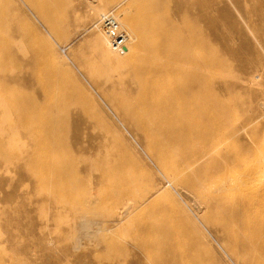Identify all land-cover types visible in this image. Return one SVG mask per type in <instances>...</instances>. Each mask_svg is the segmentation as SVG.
Wrapping results in <instances>:
<instances>
[{"label":"bare ground","instance_id":"obj_1","mask_svg":"<svg viewBox=\"0 0 264 264\" xmlns=\"http://www.w3.org/2000/svg\"><path fill=\"white\" fill-rule=\"evenodd\" d=\"M85 1L95 16L91 29L98 30L97 22L107 12L96 0ZM195 1L198 0H134L136 26L132 21L119 20L116 15L120 25L130 30L125 28L130 34V44L137 42L133 30L140 34L141 54L132 44L121 53L111 52L121 58L137 57V63L129 70V81L134 86L126 90L137 98V102L131 104L126 94L117 93L116 87L123 80L120 76L113 80L112 66L101 54L93 56L97 59L84 54L76 56L77 64L89 76L94 95L68 69L54 61L53 47L31 26L33 17L40 18L58 36V24L70 21L74 0H53L54 7L47 0H0V141H29L31 152L24 149L25 144L17 148V157L26 162L27 177L38 171L37 186L53 185L57 199L77 202L73 191L82 184L85 185L82 191L87 190L85 193L94 185H112L118 191L124 188L120 183L109 181V174L117 166L108 165L107 149L93 147L95 159L76 155L84 149L71 148L77 142L69 138L73 118L76 117V121L84 118L93 128L111 134L123 129L145 142L151 163L172 188L189 191L200 200V206L210 209L229 203L234 212L231 217L237 224H253L255 240L248 241L247 248L257 253V242L264 236V222L244 216L234 195L250 194L244 205L246 209L264 205V69L252 65L249 71L244 69L230 76L222 74L224 59L212 54L216 48L200 39V26L186 20L185 6L196 4ZM112 2L108 0V4ZM225 2L224 12L215 17L208 15L209 19L220 23L224 32L236 30L239 33L242 32L239 19L256 20L258 25L251 26L256 30L259 47L264 49V0ZM167 13L177 21L168 18ZM88 44L109 49L105 39L101 40L96 34L89 37ZM109 82L112 85L107 86ZM243 91L252 95L238 99L236 95ZM239 111L249 114L238 122ZM253 123L260 124V131L248 128ZM241 136L248 141L236 148ZM200 139L203 140L200 148L188 157L184 152L186 143ZM10 160L11 156L6 158L0 153V162ZM77 164L84 165L86 184L78 177ZM208 167V181L219 182L218 189L212 193L208 192V181L194 180L199 170L201 173ZM93 172H98L99 176L93 178ZM151 195L146 193L133 203L123 202L111 222L122 220ZM211 219L210 215L206 217L207 228L216 230L217 225L223 226ZM79 225L86 237L97 239V231L93 230L96 222L82 215ZM147 229L142 227L141 232ZM229 232L234 240L245 239L244 231ZM148 248L158 251L161 247L152 244ZM152 264L169 262L155 259Z\"/></svg>","mask_w":264,"mask_h":264},{"label":"rangeland","instance_id":"obj_2","mask_svg":"<svg viewBox=\"0 0 264 264\" xmlns=\"http://www.w3.org/2000/svg\"><path fill=\"white\" fill-rule=\"evenodd\" d=\"M112 1V5L108 4V0H96V3L106 12L115 10L119 20L127 23L132 21L136 26L134 0ZM47 2L54 7L53 0ZM195 2L193 5L186 4V20L200 26V39L216 48L212 54L224 59L222 74L227 73L230 76V73L238 74L244 69L249 71L252 65H259V69H264V49L259 47L255 37L256 30L251 26L258 25L255 17V22H248L244 18L238 20L241 33L236 30L224 32L221 24L210 20L208 15L215 17L222 14L223 5L227 4L225 0ZM73 4L72 11L69 12V22L64 24L63 21L61 24V19H57L60 23L58 36L40 18L33 17L34 20L29 23L34 31L44 36L53 47L54 61L68 69L70 74L78 78L88 92L94 95L96 92L88 83L89 76L85 69L77 64L76 56L84 54L97 59L93 56L101 54L112 66L113 80L118 76L123 80V83L116 87L117 93L120 96L126 94L127 101L135 104L137 98L126 90L134 86L129 81V70L137 63V57L121 58L106 47L98 49L90 46L88 40L91 35L96 34L101 40L103 38L98 30L91 29L95 16L85 0H74ZM123 11L128 12L126 14L122 13ZM166 16L172 21H177V18L169 13ZM179 27L184 35V29L180 24ZM144 32L148 34L146 29ZM133 33L137 42H131L130 45L138 49L140 34L134 30ZM138 50L141 54V49ZM213 90L217 93V86L214 85ZM251 95L252 93L243 91L236 97L246 99ZM248 114L247 111L237 112V121ZM75 118L72 120L74 127L69 138L77 142L72 144L71 148H83V153L76 155L85 159H95L93 147L107 149L108 165L117 166L109 174V181L122 184L124 191H118L112 185L105 184L94 185L89 193H85L87 190L82 191L85 186L82 184L73 191L77 202L67 198L57 199L53 185L37 186L38 171L28 177V173L25 174L26 162L17 157V148L25 144L24 149L31 152L29 141H0L1 156H11L10 162H0V264H152L155 259H162L169 264H264V236L256 241L257 249L259 248L257 253L249 252L247 243L255 240L253 224H237L231 217L234 212L229 203L219 209L200 206V200L192 193L170 186L163 174L151 163L144 141L124 132L123 129H119L117 134H111L103 129L93 128L84 118H78L79 122ZM248 128H259L260 131L262 127L259 123H253ZM202 141H188L184 147L186 155L189 157L194 154ZM239 141L241 142L237 143L236 148H240L243 146L242 142L248 140L241 136ZM83 167L84 165L77 164L78 177L86 184L88 177L82 171ZM209 167L201 173L199 170L194 180L207 182L208 170L211 168ZM98 176V172L92 173L93 178ZM218 185L217 180L208 181V192L212 193L218 189ZM146 193L152 195L141 207L131 209L119 222H111L113 215L121 210L123 202L133 203V200ZM234 196L244 216L249 219L258 218L262 220L258 221L264 222V205L246 209L244 205L250 194L238 193ZM213 210L217 212L216 215ZM82 215L97 223L93 226V230L97 231V239L86 237L80 230ZM209 215L214 223L223 226L217 225L216 230L207 228L205 221ZM142 227H151L152 230L141 232ZM232 230L244 231L245 239L230 238L229 231ZM152 244L160 246V250L149 249L148 246Z\"/></svg>","mask_w":264,"mask_h":264},{"label":"built area","instance_id":"obj_3","mask_svg":"<svg viewBox=\"0 0 264 264\" xmlns=\"http://www.w3.org/2000/svg\"><path fill=\"white\" fill-rule=\"evenodd\" d=\"M98 31L101 33L108 48L113 53H121L127 50L130 44V34L123 28L116 18L115 10L101 16L97 22Z\"/></svg>","mask_w":264,"mask_h":264}]
</instances>
